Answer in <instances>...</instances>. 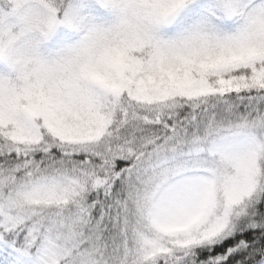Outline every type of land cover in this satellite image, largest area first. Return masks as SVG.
I'll return each instance as SVG.
<instances>
[{
    "label": "snow or ice",
    "instance_id": "snow-or-ice-1",
    "mask_svg": "<svg viewBox=\"0 0 264 264\" xmlns=\"http://www.w3.org/2000/svg\"><path fill=\"white\" fill-rule=\"evenodd\" d=\"M0 264H264V0H0Z\"/></svg>",
    "mask_w": 264,
    "mask_h": 264
}]
</instances>
